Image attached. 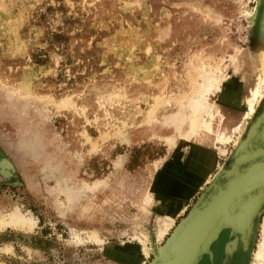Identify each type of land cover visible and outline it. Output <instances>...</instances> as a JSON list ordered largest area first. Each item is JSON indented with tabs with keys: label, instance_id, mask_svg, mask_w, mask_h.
<instances>
[{
	"label": "rangeland",
	"instance_id": "obj_1",
	"mask_svg": "<svg viewBox=\"0 0 264 264\" xmlns=\"http://www.w3.org/2000/svg\"><path fill=\"white\" fill-rule=\"evenodd\" d=\"M255 5L256 0H0V159L10 164L0 160V215L6 219L18 210L32 221L27 230L0 229V264L152 259L210 183L192 191L186 210L157 239L160 202L182 176L191 149L180 139L173 144L161 119L184 110L182 104L193 98L195 69L222 70L228 58L240 63L235 77L232 67L224 69L229 87L219 108L214 105L222 92L207 96L216 110L208 119L211 132L201 130L203 145L218 161L210 179L264 109L263 92L252 116L218 152L214 135L222 125L239 122L248 89L264 73V0ZM146 192L150 200L144 204ZM263 218L264 205L243 264L252 261ZM138 237L145 240V257ZM221 256L219 264H228L231 256Z\"/></svg>",
	"mask_w": 264,
	"mask_h": 264
},
{
	"label": "bare ground",
	"instance_id": "obj_2",
	"mask_svg": "<svg viewBox=\"0 0 264 264\" xmlns=\"http://www.w3.org/2000/svg\"><path fill=\"white\" fill-rule=\"evenodd\" d=\"M261 1L262 0H256L255 7H258ZM244 15L247 18H252L253 12L252 13L244 12ZM261 20L262 22H261L260 44L259 45L261 48L260 50L261 65H264V16ZM221 66L223 67L222 70H219L220 66L217 68H214L211 66L209 67L208 70H206L203 67V65L195 69L194 71L195 74L193 73L195 77L192 76L194 77L192 79H196L192 81V85L194 88L193 98L190 100V102H187L186 105L182 104V106L184 107V110L181 109L182 111H179L180 110L179 109L177 110V113H173L172 115L166 116L161 119V124L169 128L172 133L170 140L173 144H175L176 139H180L181 141L187 142L188 144H190V147L192 148H194V146H198V147L203 146V143L206 140V138L202 134L201 130L207 133L211 132V123L209 122L208 119L212 117L213 114H215L214 110H216L212 106H210V104L207 102V96L208 94L216 92V91L222 92L221 96L218 98V100L216 101L214 105V107L217 108L219 106L220 101H222V99L225 97L226 89L229 87V82L227 81V77L225 78L224 76V72H225L224 69L228 66L232 67L233 68L232 77H235L237 76V71L240 68V63H239L238 58L237 59L228 58L227 63L224 65L221 64ZM263 92H264V73L257 76L253 86L248 89V93L243 101L244 111L241 114V118L239 122L232 125L233 127L231 125H226V124L222 125L220 129L214 135L215 146L219 153H223V151L220 150L218 146L221 144L228 143L231 139V135H232L231 133L238 132L240 130L241 123L244 120L249 119L252 116L255 110V106L257 105L256 103L258 99L263 95ZM217 112L222 114L220 112V109L217 110ZM203 115H205L207 119H204L202 117ZM252 124H251V127H252ZM239 142H240L239 140L235 142L234 151L232 150L233 152L236 151L237 147L239 146ZM194 154H195V150L193 151V153L188 154L187 163H186L187 168L190 167V164H193V160L195 162L197 161L198 159L197 154H195V157H193ZM237 159L238 157L236 158L234 154L232 153L229 159L230 162L227 164V166L228 165L230 166V164L232 163V160H236V163H238L241 160L240 157L238 160ZM226 169L228 168L221 167L219 171L217 172V174H215L213 178L209 180L210 183H213V180L217 179L219 175H221L224 171H226ZM7 172L8 171L4 173H7ZM257 172H258L257 175H255L254 177L259 178V179L264 178V165L261 168H259ZM183 176H184L182 180L183 183H181L179 187L173 188L172 190H168L167 195L160 202L159 213L157 216V239H160L162 238L163 235H165L167 230L171 227L173 223V219L182 211L185 205V191H186L187 185L189 187L192 184H194V176L189 178L186 175V173H184ZM149 200H150L149 195L146 192L145 197H144V204H147ZM211 218L212 217L209 218L207 216L203 218L199 223H197V225L193 228L189 236L186 238L189 242L186 245H183L181 248L184 250L179 260V264H187L189 262L191 251L195 249V247H197L196 245L203 238L206 232V229L208 228V226L213 220V219L211 220ZM7 225H13L19 228L26 227V230H27V228H30L32 226V221L22 216L18 210H15V211H11L8 214L6 219H4L2 214L0 215V229H3ZM91 234H92L91 237L96 242H100V240L97 239V236L94 235V232ZM142 238L138 237L139 242L141 246L143 247V252H144L143 255L145 257L146 255V252L144 251L145 240ZM231 249L233 248H228V247L225 248L224 255L228 256L232 251ZM202 250L203 248L200 249L199 253H201ZM263 259H264V218L260 225V236H259L258 243L256 245V251L254 252L252 256V261L250 262V264H262Z\"/></svg>",
	"mask_w": 264,
	"mask_h": 264
},
{
	"label": "water",
	"instance_id": "obj_3",
	"mask_svg": "<svg viewBox=\"0 0 264 264\" xmlns=\"http://www.w3.org/2000/svg\"><path fill=\"white\" fill-rule=\"evenodd\" d=\"M250 127L233 152L241 160L238 163L232 160L228 169L204 188L147 264H179L184 250L181 248L189 242L186 238L206 216L213 220L197 247L191 251L187 264H197L202 256L211 258L209 247L223 231L231 237L223 246L224 258L233 254L238 242L245 249L254 220L261 215L264 205V178L254 177L264 165V109ZM227 247L233 249L225 256ZM201 248L203 250L199 253Z\"/></svg>",
	"mask_w": 264,
	"mask_h": 264
},
{
	"label": "crops",
	"instance_id": "obj_4",
	"mask_svg": "<svg viewBox=\"0 0 264 264\" xmlns=\"http://www.w3.org/2000/svg\"><path fill=\"white\" fill-rule=\"evenodd\" d=\"M243 137H244V135L241 137V139ZM194 150H195V154H197V157H198L197 161L195 162L193 160V164H190V167L187 168V164H186L187 163V158H186L184 169L182 171V174L184 175V173H186V175L189 178L194 176V184L189 186L190 188L188 187V185L186 187V191H185V205H184V207H183V209H182V211L180 213H182L183 211L186 210V206H187L186 201L189 198H191L192 191L195 190V189H199L201 187H204V185H207L208 181L211 178V173L218 166V163H217L218 161H217V158H216V154L214 153L212 148H210L207 145H205V146L203 145V146H200V147L194 146V148L191 147V149H190L188 154L193 153ZM231 153H232V151H231ZM195 154H194L193 157H195ZM229 162H230V160H228L227 163H229ZM224 168H228L227 164H226V166ZM183 175L179 178L178 182H175V184L173 185L172 188H170V190H172L173 188L179 187V185L181 183H183L182 182L183 177H184ZM178 215L176 217H178ZM254 223H255V220H254ZM254 223H253V227H254ZM237 244H236L235 248H237Z\"/></svg>",
	"mask_w": 264,
	"mask_h": 264
},
{
	"label": "flooded vegetation",
	"instance_id": "obj_5",
	"mask_svg": "<svg viewBox=\"0 0 264 264\" xmlns=\"http://www.w3.org/2000/svg\"><path fill=\"white\" fill-rule=\"evenodd\" d=\"M230 239H227V233L225 232H222L221 234H219L215 243L211 245L210 247L211 258L209 259L208 257H202L199 263L219 264V261H221V258H222L221 252L223 251V246L226 242L230 241ZM251 239H252V234L249 236L244 250L242 249V246L240 243L237 244V248L235 249V251L233 252V255L229 259L228 264H243L244 263V258L248 253V248H249Z\"/></svg>",
	"mask_w": 264,
	"mask_h": 264
}]
</instances>
